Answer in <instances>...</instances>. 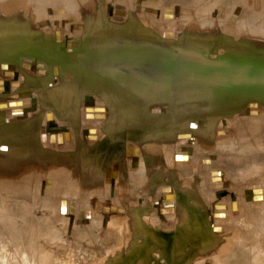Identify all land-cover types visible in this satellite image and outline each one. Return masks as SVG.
Returning a JSON list of instances; mask_svg holds the SVG:
<instances>
[{
  "label": "rangeland",
  "instance_id": "obj_1",
  "mask_svg": "<svg viewBox=\"0 0 264 264\" xmlns=\"http://www.w3.org/2000/svg\"><path fill=\"white\" fill-rule=\"evenodd\" d=\"M59 1L46 0L41 10L34 8L33 15L37 18L33 21L36 23L30 25L33 36L29 38L40 36L47 45L46 51L50 54L54 51L52 54L56 59L60 57L57 61H63L69 51L58 56L56 46L73 41L77 43L73 49L79 51L82 46L78 36L84 31L79 27L75 28L76 32L72 27L87 28V21L65 19L63 22L61 18L71 17V14L65 12ZM213 1L216 0H131L135 10L132 15L123 6L115 5L113 0L92 7L100 13L97 27L101 32L98 34L107 40L104 47L108 45L111 49L130 42L126 38L116 40V36H138L133 32L142 36H167L165 43L168 41L175 46V54L193 49L188 46L192 43L191 36L193 39L202 33L206 36H240L236 31L241 27L245 32H253L249 36H264V0H235L230 6L220 1L204 13L199 4ZM218 4L220 8H217ZM46 8L64 13L48 14ZM148 8L153 12L157 10L158 14L148 12ZM163 9L175 14L164 16L167 11ZM23 14L25 12L20 15ZM234 15L236 18L233 19ZM129 16L135 18V23L127 24ZM43 20L51 26L38 27ZM242 21H248L249 25H243ZM204 25L211 28L201 30ZM55 31L60 33V44L55 41ZM2 37L9 39V36ZM216 39V45L212 42V51L219 49L216 47L221 39ZM37 43L19 54L17 61L5 64L8 68L19 69V83H16L19 86L5 91L0 84V98H5L0 101V130L5 128L6 131L4 135L0 134V264H121V261L222 264L221 259L223 264H264V124L246 133L253 127L245 105L213 115L201 114L202 105L197 107L184 100L175 101L174 105L164 107V112L173 116L171 123L168 119L169 122L157 128L133 134L129 131L125 139L121 137L120 124L114 130L115 126L104 123L111 119L112 112L101 93L94 90L78 93L77 100L71 97L72 103L78 101L75 108L70 106V99L60 106V102L52 97L53 88L64 86L65 82L60 75L57 79H54L55 75L52 78L51 65L59 63L44 59L43 51H40L39 61L48 72L46 77L41 76L44 77L43 84L37 85V80L41 79L36 80L39 77L35 73L20 67L23 57L33 59L35 50L43 48ZM43 70L40 67L36 72L43 74ZM60 72L65 74L66 71L60 68ZM1 80L8 81L10 86L15 84L12 76L0 75ZM33 82L35 86L31 85ZM28 91L32 93L24 95ZM89 95L95 101L91 106L104 107V116L98 120L102 123L85 117ZM31 96L34 99L31 100ZM39 97H45L47 102L43 105L46 106L38 107ZM22 101L27 105L9 106ZM192 106L195 115L192 118H187L186 111L175 114V110H192ZM48 110L57 116L61 110L62 116L56 123H51L54 120L51 117L49 123H44L42 112ZM30 114L37 116V123H44L40 130L45 134L42 140L32 138L37 145L27 138L26 116ZM75 118L82 125L78 127V133L85 128H109L112 147H107L106 142L93 145V149L87 150V158H78L70 150L77 139L76 131L72 130L77 124ZM239 120L248 122L242 134L238 128L244 125L238 127ZM58 126L61 131L56 130ZM130 128L134 129V126L129 125L128 130ZM224 129L225 134H221ZM62 131L70 135L63 138ZM58 132L61 135H57ZM47 134L49 143L45 138ZM239 135L245 139H238ZM152 155L159 158L158 162L148 160L147 156ZM10 157H13L12 161ZM245 159L247 164L243 165ZM34 161L38 167H32ZM43 162L50 171L42 167ZM143 170L151 171V174L141 175ZM60 172L63 179H59ZM105 174L109 175L108 180H104ZM257 175L262 178L258 180ZM135 177L138 178L136 182ZM239 234L247 236L248 242L242 240L235 244ZM247 246L250 251L245 256Z\"/></svg>",
  "mask_w": 264,
  "mask_h": 264
},
{
  "label": "bare ground",
  "instance_id": "obj_2",
  "mask_svg": "<svg viewBox=\"0 0 264 264\" xmlns=\"http://www.w3.org/2000/svg\"><path fill=\"white\" fill-rule=\"evenodd\" d=\"M45 1L46 0H0V59L5 60L0 61V68L2 69V67H6L10 61H17L16 58L19 56V54L29 50V48L33 46L34 43L39 42L37 44L41 45L43 48H35L36 50L34 52L33 59H30L27 56L23 57L24 60L22 59L20 62V67L24 68L25 70H29L28 72L35 73V75L39 77L36 78V80L41 79L37 80L39 81L37 83L38 85L41 83L43 84V78L48 74L45 65L39 61L42 51L44 54V59L58 62L59 64L51 65L50 75L52 78H54L55 75L56 78L54 79H57V75H60L63 78L60 79L65 82L64 86L53 88L54 94L52 97L56 98L60 102V106H63L65 101L67 102V100L70 99V106L75 108L76 104L78 105V101L76 104L72 103L71 97L73 96L77 100L79 96L78 93H88L89 90H94L98 93H101L105 99L103 101H105V104L109 105L112 112L110 115L111 119L108 121L106 119L107 122L104 123L110 126H115V128H113L114 130H116L120 124V127L122 128L121 137L125 139L127 138L126 134L129 133V131L131 134L136 132H144L154 127L157 128V126L166 123L168 119L171 123L173 116L169 112H164V107H166L168 104L174 105L175 101L179 100H184L186 103L194 104L195 106L202 105L203 107H200V111L202 112L201 114L214 113L213 115L222 111L231 112L245 105V110L251 117V124L253 127L249 131H245L246 133L253 132V129L259 128V126L264 124V64H261V61L264 62V36H249L250 34L252 35L253 32H245L241 27L238 30L236 29V33H239L240 36L202 35L204 33L201 35L198 34L200 35L198 36L195 34L196 36H193V39L191 36L190 42L192 43L188 45L193 49L190 50L187 48V52L175 54V46L171 43H168V41L165 43L167 36H142V34H139L138 32H133L138 36H116V40L126 38L129 39L130 42H126L125 45L120 44L121 46L117 49H111L110 47H107L108 45L104 47V45L107 43V40H105L103 36L100 35V33L98 34V32H101V30H99L97 27V23L100 20V13L96 9L93 10L92 7L93 5L98 7V5L103 3L105 0H60L59 2L65 8V12L71 14V17L67 15L65 18H61L63 22H66L65 19L67 21H73L76 19V21L79 22L86 20L87 28L79 25H74L72 27L74 30L75 28L78 29L79 27V30L81 28L83 29L82 31L84 32L81 33L82 35L79 33L80 35L78 36L82 47L79 51L74 50L73 48H76L77 43H74L73 41L56 46L57 53H55L58 56L62 55L63 53L65 55V53L69 51L63 61H61V59L60 61H57V59L59 60L60 57L56 59V56L52 54L54 53L53 50H51L53 52L50 51L51 54L46 51L47 45L43 43L44 41L40 38V36L38 38H29V36H33V31H30V25L32 24L33 26V23H36L33 22L35 20L34 18H37V15H33V10L35 7L36 10H41L44 5L43 3H47ZM56 1L58 0H54V2ZM113 1L115 5L126 8L129 14H134L135 10H133L131 7V0ZM196 1L197 0H195V2ZM220 1H222L223 4L225 3L226 5L230 6V4H232L235 0H216L208 4L201 2L199 5L202 4L201 6L203 7V11L206 13V11L209 9L211 11L214 8V6H212L214 3ZM217 6V8L221 7L219 4ZM168 8L170 9V7H164V9ZM46 9L48 14L61 15L64 13L63 10L57 11L55 8ZM172 9L174 10V8ZM164 11H167L164 12L165 14L163 13L164 16L169 13L173 14V11ZM21 12H25V14L20 15ZM121 12L122 11H120V13ZM148 12L158 14L157 10H154L153 12V10L150 8H148ZM37 13H40V11ZM234 16L232 17L233 19L236 18V16ZM133 19L135 18L129 16L127 24L129 25L130 23H135ZM202 22L205 23L204 20ZM44 24L51 26L47 20L46 22L44 20L39 22L37 26L39 27L40 25ZM242 24L249 25V22L242 21ZM207 25H204L205 27H203L201 30L205 29L206 31L211 28ZM130 31V34H133L132 30ZM95 32H97V36H94ZM206 33H208V31ZM2 36H9V39L6 37L5 39ZM59 36L60 33L55 31V41L58 44L62 42ZM216 38L221 39V41L218 39L220 41V45L216 47V49H219H214V51H212L211 47H214V43L212 45V42H215ZM152 40L156 43H152ZM91 43H93V47H91ZM65 45L66 48H64ZM50 46L51 44H49V48L51 49ZM208 52L212 53V55ZM52 55L55 56L54 58L56 60H54ZM40 67L41 69L42 67L44 69L43 74L36 72V70ZM60 68L66 71L65 74L60 72ZM2 70V74L0 75L3 77L12 76L14 83L16 84L18 82L19 69L17 71L16 69L6 67V69ZM75 70L76 73L74 74L73 71ZM56 83L60 84L61 81H56ZM0 84L4 86L2 89L5 91H8L11 87L19 86L18 84L10 86L9 82L6 80H1ZM31 85L35 86L34 82ZM27 87L29 88V86ZM22 91L24 90L22 89ZM29 93L32 92L28 91L27 93H24V95H28ZM32 99H34L33 96H31V100ZM48 99L51 98L49 97ZM0 101H5V98H0ZM86 101L87 103L85 104L84 108L85 117L91 120L95 119L97 120L95 122H99L98 120H101V118L104 116V107L91 106L95 103L91 95L87 96ZM44 102H47L45 97H39L36 104L38 103V107H43L46 106L43 105ZM210 102L215 104L211 105L209 104ZM22 104L27 105L26 101H22L20 103H11L9 106H21ZM191 109L192 110H175V114L180 111H186V114H188L187 118H192V115H194L193 106ZM51 111L48 110L42 112L44 123L46 121L49 123V121H51L50 117L54 119L51 123H56L59 117L62 116L60 115L62 114L61 110L58 111V116ZM75 113L78 116V113ZM26 117L28 120L27 138L31 144L37 145L36 143H33L32 138L34 141L42 140L45 134L43 135L40 130L43 128L42 126L44 123H37L36 115L33 116L30 114ZM75 119L77 124L72 127V130L74 129V131H76L75 135L77 136V139L73 141V145L71 146L72 148H70V150L73 153H76L78 158H87V156H89V152L87 150H90L93 145L104 144L106 142L109 144L107 147H112L110 142L111 133H108V131H110L109 128H85L81 133L79 131V134L77 129L82 125H80L77 118ZM99 123L102 122L100 121ZM245 123L248 122L240 120L237 121L238 127H240V125H244V127H240V129L238 128V131H240L239 133L241 134L244 131V128L248 127V125H245ZM129 125L134 126V129L130 128L128 130ZM63 127L69 129L65 125ZM56 128V130L61 131L59 126ZM4 132H6L5 128H1L0 134L4 135ZM224 132H226V129L221 131V134H225ZM56 134L61 135V132ZM65 135L69 136L70 134L66 131H62L63 138ZM46 136L47 137L45 138L49 143L50 136L48 134ZM240 136L241 135H239L238 139H245H242ZM54 138H56L55 135ZM54 138L51 139L54 140ZM65 139H68V137ZM42 145L43 144H41V146ZM126 147H129V145ZM131 148L132 147H129V149ZM112 153H114L113 150ZM13 157H15V154H13ZM13 157H10L11 161ZM32 158H34L33 155ZM147 158L148 160H152L154 163L158 162L157 160H159L156 155L149 157L147 156ZM243 161V165L245 163L247 164V159ZM239 162L241 163V160ZM17 165L13 166H16L17 168ZM33 166L38 167L35 161L33 162L32 167ZM42 167H46L48 169V167L45 165V162H43ZM147 169L149 170V167ZM48 170L50 171V169ZM108 171L109 170H107L106 173ZM146 171L143 170L141 175L142 173L147 176L151 174V171ZM29 175L31 176V174ZM58 175H61L59 179L64 178L62 172H60ZM108 176L106 175L104 180H108ZM258 178L260 179L262 177H258L257 175V179ZM137 179L138 178L135 177V182ZM138 183L139 181L137 184ZM141 184L144 188L145 186H143V181ZM242 240H247V243V236L245 237L244 235L240 234L237 235L235 244H238L239 241L243 242ZM247 249L248 250L247 253H245V256L249 255L248 252L250 251V247L247 246ZM221 262L223 264V259H221Z\"/></svg>",
  "mask_w": 264,
  "mask_h": 264
},
{
  "label": "flooded vegetation",
  "instance_id": "obj_3",
  "mask_svg": "<svg viewBox=\"0 0 264 264\" xmlns=\"http://www.w3.org/2000/svg\"><path fill=\"white\" fill-rule=\"evenodd\" d=\"M173 14H175L174 11H173ZM160 202H161V200H160ZM157 205H159V203H157ZM113 261H114V260H113ZM132 262H133V261H132ZM132 262L127 263V262H124V261L122 262V261H121V264H134V263H132ZM113 263H114V262H113Z\"/></svg>",
  "mask_w": 264,
  "mask_h": 264
}]
</instances>
